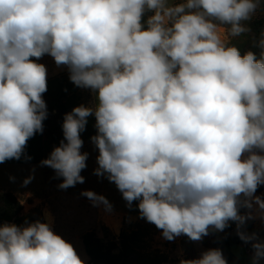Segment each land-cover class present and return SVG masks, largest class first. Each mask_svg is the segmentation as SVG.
<instances>
[{
  "label": "clouds",
  "instance_id": "clouds-1",
  "mask_svg": "<svg viewBox=\"0 0 264 264\" xmlns=\"http://www.w3.org/2000/svg\"><path fill=\"white\" fill-rule=\"evenodd\" d=\"M260 7L262 0H0V163L21 159L43 132L47 68L31 58L48 54L98 101L65 114L64 140L41 161L63 178L59 188L84 183L80 133L94 116V174L115 183L129 207L139 201L140 217L166 240L199 241L233 221L242 241H255L240 230L252 212L239 209L255 203L264 219V199L254 195L264 184V29L253 38L259 58L230 39L251 32L244 22ZM81 195L111 212L103 195ZM45 215L47 222L0 226V264H84ZM252 248L259 264L264 242ZM180 264L227 261L214 248Z\"/></svg>",
  "mask_w": 264,
  "mask_h": 264
},
{
  "label": "rangeland",
  "instance_id": "rangeland-1",
  "mask_svg": "<svg viewBox=\"0 0 264 264\" xmlns=\"http://www.w3.org/2000/svg\"><path fill=\"white\" fill-rule=\"evenodd\" d=\"M169 2L178 4L185 0ZM261 16H264V0L262 7L257 9L251 20ZM251 20L244 23L248 26ZM246 34L231 38L230 43L238 45ZM31 59L44 64L47 68V91L42 95L47 106L48 127L62 129L63 120L55 118L59 107L64 117L77 106L90 107L98 102L92 90L74 85L69 79L67 67L57 66L50 55L45 54L39 60L35 57ZM57 103L58 106L55 108L54 105ZM95 123V117L89 116L85 130L80 133L83 140L81 152L88 153L87 167L81 171L84 177L82 184L77 183L67 189L59 188L58 185L62 183L63 178L58 177L52 168L41 163L0 165V193H10L21 206L16 220L3 222L0 226L5 223L22 226L26 221L36 220L47 222L45 213H49L52 230L74 246L84 264L88 261L85 241L89 250L106 258L115 259L118 263L180 264L181 259H198L203 252L214 249V239H217L215 234L239 237L236 222L229 221V226L223 231L210 228L209 234L199 241H193L183 234L172 241L166 240L162 236V230L140 217L137 204L139 201H133L129 207L115 183L110 182L106 176L94 174L98 167L96 158L99 152L90 138L97 134ZM44 138L43 150L47 159L52 150L64 140V136L63 133L57 135L53 132ZM29 176L33 177L31 182L24 185L23 181ZM85 190L106 197L112 205L111 212L105 211L103 205L93 206L92 201L81 195ZM254 195L264 199V184L258 186ZM249 211L252 212L253 218L246 220L240 230L249 235L255 233L256 240L252 242H264V219L260 216V210L253 203ZM245 250L241 245L232 246L230 252L232 251L234 259L231 263L252 264L253 256H247ZM259 264H264V261L260 260Z\"/></svg>",
  "mask_w": 264,
  "mask_h": 264
},
{
  "label": "trees",
  "instance_id": "trees-1",
  "mask_svg": "<svg viewBox=\"0 0 264 264\" xmlns=\"http://www.w3.org/2000/svg\"><path fill=\"white\" fill-rule=\"evenodd\" d=\"M150 12H146L144 16V21H147L148 16H150ZM248 27L251 29L250 33H247L244 37V40H242L238 45H236L241 53L243 54L246 51H253L257 54V57L259 58L260 55V49L258 47L253 46V38L258 39L260 36V32L262 29H264V16L257 17L253 20H251L248 23ZM232 44V43H231ZM234 45V44H232ZM61 86V85H59ZM58 106V103L54 105L56 108ZM58 115L55 118H59L64 121V117L61 111V107H59ZM48 120L45 119L43 121V132L42 133H36L32 138H30L27 142V146L25 148V154L22 155L21 159H10L5 161L4 163H0V165L8 164V165H21V164H39L42 160L45 159L44 156V150H43V144H44V137H46L49 133H56L57 135H61L63 133V130L59 127H48ZM45 130V131H44ZM25 156L30 157V159H26ZM138 204V203H137ZM21 209V206L19 202L16 200L15 197H13L10 193H0V224L3 222H13L18 217L19 211ZM240 213L246 214L248 212V209L241 207L239 209ZM217 237L214 240V246L215 248H218L222 251V254L224 258L227 261V264H232V254L230 252V248L234 245H242L246 249H248L252 255L254 254V250L252 248V243L254 242H248L245 243L242 241L239 237H228V236H221V235H214ZM85 239H89V237H85ZM124 246V242L122 243ZM85 246V253L88 257L87 264H123L118 263L115 259H109L105 256L98 255L94 253V251H91L87 248L86 241L84 242ZM264 261V259H262Z\"/></svg>",
  "mask_w": 264,
  "mask_h": 264
},
{
  "label": "crops",
  "instance_id": "crops-1",
  "mask_svg": "<svg viewBox=\"0 0 264 264\" xmlns=\"http://www.w3.org/2000/svg\"><path fill=\"white\" fill-rule=\"evenodd\" d=\"M238 246H239V245H238ZM241 246H242V245H241ZM243 247H244V246H243ZM245 249H246V248H245ZM231 252H232V251H231ZM232 254H233V253H232ZM245 254H246L247 256H249V257H250V256H253L252 253H251L248 249L245 250ZM233 259H234V256H233ZM261 260H262V259H261ZM245 264H248V263H245Z\"/></svg>",
  "mask_w": 264,
  "mask_h": 264
}]
</instances>
